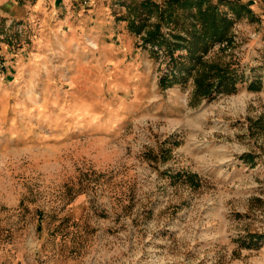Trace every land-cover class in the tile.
Returning <instances> with one entry per match:
<instances>
[{"label": "rangeland", "instance_id": "374dc122", "mask_svg": "<svg viewBox=\"0 0 264 264\" xmlns=\"http://www.w3.org/2000/svg\"><path fill=\"white\" fill-rule=\"evenodd\" d=\"M138 1L43 50L0 17V264H264V0L205 55L235 91L193 103Z\"/></svg>", "mask_w": 264, "mask_h": 264}, {"label": "trees", "instance_id": "16d2710c", "mask_svg": "<svg viewBox=\"0 0 264 264\" xmlns=\"http://www.w3.org/2000/svg\"><path fill=\"white\" fill-rule=\"evenodd\" d=\"M220 6L227 7L226 10ZM135 13L128 22L129 30L141 34L143 43L156 46L168 54L171 64L169 74L160 84L186 82L193 78L191 100L213 98L219 92H233L240 80L235 69L228 64L205 58L217 44L232 40V27L242 17L256 18L247 3L240 0H165L158 4L153 0H140L130 7ZM155 21L147 24L149 18ZM169 28L163 32L162 27ZM165 49H161L162 46ZM184 50V55H174ZM250 89H257L251 82Z\"/></svg>", "mask_w": 264, "mask_h": 264}, {"label": "crops", "instance_id": "0c3cea01", "mask_svg": "<svg viewBox=\"0 0 264 264\" xmlns=\"http://www.w3.org/2000/svg\"><path fill=\"white\" fill-rule=\"evenodd\" d=\"M106 5L110 7V0H0V17L23 21L33 35L29 41L43 50L65 33L99 35L98 25L108 16Z\"/></svg>", "mask_w": 264, "mask_h": 264}]
</instances>
